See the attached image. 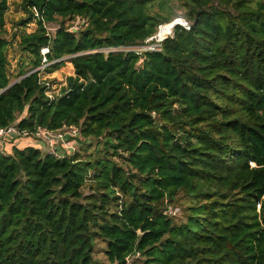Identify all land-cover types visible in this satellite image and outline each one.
Wrapping results in <instances>:
<instances>
[{
    "label": "trees",
    "instance_id": "obj_1",
    "mask_svg": "<svg viewBox=\"0 0 264 264\" xmlns=\"http://www.w3.org/2000/svg\"><path fill=\"white\" fill-rule=\"evenodd\" d=\"M20 1L13 37L28 59L5 89L0 0V127L21 131L0 146L74 126L105 151L59 153L57 138L0 148V264H95L98 238L99 264H264V0ZM177 17L190 29L177 25L160 51L101 50ZM45 46L46 73L75 68L54 97L36 70Z\"/></svg>",
    "mask_w": 264,
    "mask_h": 264
},
{
    "label": "rangeland",
    "instance_id": "obj_2",
    "mask_svg": "<svg viewBox=\"0 0 264 264\" xmlns=\"http://www.w3.org/2000/svg\"><path fill=\"white\" fill-rule=\"evenodd\" d=\"M9 11L7 12L6 15V28H7V38L10 41L9 47H8V56L10 59V67H9V72L10 75L12 77V82L18 80L16 79V76L18 74V72L20 71V67L22 65L23 59H28L27 58V54L26 53H22L18 46H17V42L14 39L13 35L15 32H19L20 28L17 25V22L20 21V18L25 16V12L23 10V7L21 5V1L20 0H9ZM177 18H181V17H177ZM176 19V18H175ZM175 19H173L172 21H174ZM183 19V18H182ZM185 20V19H183ZM73 23V24H72ZM167 23V22H166ZM67 24L73 25L71 26L72 28H80L81 27V20H76L74 22H68ZM48 27L50 28H54L57 29L58 24L55 23H50L47 24ZM38 27L37 21H33L31 22L27 27L26 30L29 32H32L34 30H36V28ZM54 29H50V31L52 33H54ZM75 73V71L73 70V66L72 63L70 62H66L65 65H63L60 69H58L57 71L53 72V73H48L46 74V72H44L42 74V79H44L46 82L49 83V85L51 86V90L50 93H52V95H57L61 92L62 87L66 84V79L67 76L69 75H73ZM65 130H68L67 128H64ZM73 134H77L72 132L70 134V141H67V143L65 144V147H63L61 145V143L59 141H55V143L57 142L58 144V152L59 153H63L66 152L68 154H73L75 152H78L80 154H82L84 157H87L89 155V153H93L94 156H96L98 153L99 155L103 154V151H105L103 142H101L98 145V139L96 138H86L82 135H74ZM15 134L10 135L9 137H14ZM79 136V138H78ZM34 138V135H23L19 136V137H15V141H14V145L17 143H23L25 141H27V139L30 138ZM40 142V148L44 149V150H48L51 149V145L46 144V148L44 147V144L41 140H39ZM56 145V144H55ZM2 146L5 148V145H1L0 148H2ZM23 146H27V144L23 145ZM98 148L99 152L96 151V149ZM8 150V149H7ZM98 152V153H97ZM112 152V151H111ZM120 165L124 166L126 169L128 168V165L126 163L123 162V159L120 155H115L113 157ZM92 180H89L86 184V186L83 188V191L85 194L90 193L92 191ZM169 214L175 216L177 219H182L183 218V211L181 206H169V209L167 211ZM105 249H106V242L104 239L102 238H98L96 240L95 243V251H94V258H95V264H99L102 261H107L106 255H105ZM140 256L134 255L131 256L128 259L129 264H132L134 262L135 259H137L139 261L138 264H145L144 260L142 257H140V259H138Z\"/></svg>",
    "mask_w": 264,
    "mask_h": 264
},
{
    "label": "built area",
    "instance_id": "obj_3",
    "mask_svg": "<svg viewBox=\"0 0 264 264\" xmlns=\"http://www.w3.org/2000/svg\"><path fill=\"white\" fill-rule=\"evenodd\" d=\"M35 11L37 12V10H35ZM177 25H182L186 29H190V24L186 20H183L182 18H176L174 21H170L167 23L160 24L158 26L157 32L154 35L147 38L143 43L134 44V45L118 46V47H110V48L105 47L101 50L105 51V52H109V51H132V52H136L138 54H142L144 52L160 51L162 49L164 40L170 36H173L175 27ZM47 29L49 31L48 35H50V33H51L50 29H54V28H50L47 25ZM55 30L56 29H54V31ZM48 52H50V48L48 46H45L42 48V53L44 55L43 64L36 69V70L42 69V74L45 72V67L48 66L49 64H51V62H49L47 60V57H46V54ZM46 74H48V73H46ZM45 83L47 85V94L50 97H54L55 95L54 94L52 95V93H50V91H52L51 86L49 85L48 82L45 81ZM67 129L68 130H66V131L59 130L57 133H55L51 130H44L43 131L40 129L39 134H43L47 139L48 138H50V139L51 138H57L61 142L66 144L67 138L70 137V134L72 132L77 133V134L80 132V129L78 127H74V126L67 128ZM12 133H21V131L14 125H10L8 127H0V138H5L8 135H11ZM23 134H27V133L23 132ZM77 134H73L72 136H74V135L76 136Z\"/></svg>",
    "mask_w": 264,
    "mask_h": 264
},
{
    "label": "crops",
    "instance_id": "obj_4",
    "mask_svg": "<svg viewBox=\"0 0 264 264\" xmlns=\"http://www.w3.org/2000/svg\"><path fill=\"white\" fill-rule=\"evenodd\" d=\"M72 66H73V70L75 71V68H74V65L73 64H72ZM39 140H41L43 142L45 148H46V144L51 143L50 140L45 139V138L42 139V138H40V137H38V136L35 135L34 138L31 137L30 139H27V141H25L23 143H17V144L14 145V141L15 140L13 139V140H10V141H5V144L4 145L6 146L5 147L6 149H8L9 151H12V149H13L14 146H18V147H21L22 148V147H25V146H23L25 144H27V146L28 145H35V146L39 147L41 145L40 142H39Z\"/></svg>",
    "mask_w": 264,
    "mask_h": 264
},
{
    "label": "water",
    "instance_id": "obj_5",
    "mask_svg": "<svg viewBox=\"0 0 264 264\" xmlns=\"http://www.w3.org/2000/svg\"><path fill=\"white\" fill-rule=\"evenodd\" d=\"M19 80V79H18ZM18 80H16V81H14V82H12L11 84H9L5 89H7L8 87H10L11 85H13L14 83H16ZM5 89H3V90H5ZM2 90V91H3Z\"/></svg>",
    "mask_w": 264,
    "mask_h": 264
}]
</instances>
